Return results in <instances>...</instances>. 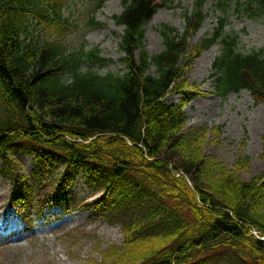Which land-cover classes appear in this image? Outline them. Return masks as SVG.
Listing matches in <instances>:
<instances>
[{
	"label": "trees",
	"instance_id": "trees-1",
	"mask_svg": "<svg viewBox=\"0 0 264 264\" xmlns=\"http://www.w3.org/2000/svg\"><path fill=\"white\" fill-rule=\"evenodd\" d=\"M105 1L96 0L92 12ZM203 2L183 11L182 33L164 26V49L149 56L144 27L165 0H120L112 20L122 27L125 72L102 76L92 70L108 62L97 47H64L75 29L65 16L73 0H0V176L21 206L22 231L33 229L31 208L44 225L59 218L54 211L74 209L68 187L79 170L100 195L79 209L118 225L123 236L121 248L100 255L102 264H264V171L241 180L247 156L236 172L205 157L208 128H188L182 109L197 89L186 73L214 45L215 93L246 90L264 104V50L239 53L237 38L224 35V19L191 46L205 20ZM218 2L226 13L230 0ZM246 11L264 16V0ZM32 22L44 31L40 45L30 39ZM87 25L101 27L93 18ZM171 93L182 95L177 105L164 102ZM211 132L220 137L222 128ZM262 144L264 158V134ZM17 155L33 159L31 178Z\"/></svg>",
	"mask_w": 264,
	"mask_h": 264
},
{
	"label": "rangeland",
	"instance_id": "rangeland-1",
	"mask_svg": "<svg viewBox=\"0 0 264 264\" xmlns=\"http://www.w3.org/2000/svg\"><path fill=\"white\" fill-rule=\"evenodd\" d=\"M95 1L73 0L70 13L76 26L72 33L69 32L63 38L64 47L69 52L78 49L82 44L87 51L97 47L101 57L108 62L94 65L92 70L102 76L108 73L122 75L125 72L121 63L123 54L119 50L122 27H117L112 20L113 16H118L122 11L120 0H107L100 9L90 13ZM196 1L165 0V6L160 7L154 14L159 19L152 24L150 20L144 27L143 47L149 56L163 51L161 30L164 26L179 33L183 32V11H191ZM203 1L205 21L189 40L191 46L210 36L218 27V21L225 19L224 35L237 37L239 53L247 55L264 50V16H250L246 11L252 0H230L226 13H222L218 7L217 2L221 0ZM90 17L100 23L101 27L89 28L87 21ZM30 32V39L34 43L40 45L44 41V31L35 27L33 22ZM207 52L214 54L211 67L205 71L193 68L196 60ZM218 55L219 46L215 45L193 61L186 73L185 82L197 89L192 91L189 102L183 104L182 109L188 128H208L201 151L203 155L233 172L237 171L238 158L241 155L247 156L250 165L242 171L240 178L250 181L264 171V104L256 105L246 91L226 96H219L214 92L209 76ZM154 72L152 67L149 74L153 75ZM200 73H205L203 78H200ZM181 100L182 95L171 93L164 102L177 105ZM215 127H222L220 137L213 136L211 129ZM17 156L23 165V175L31 178L35 168L33 159L29 156ZM85 178L84 172L75 171L68 187V195L75 201L76 209L52 224L43 226L37 220L35 210L31 208L32 224L35 227L32 231L22 232L17 215L21 207L13 201L8 181L0 176V264H102V253L111 248H121L123 236L118 225L107 224L93 211L78 210L82 203H92L100 197L98 193H90L84 183Z\"/></svg>",
	"mask_w": 264,
	"mask_h": 264
},
{
	"label": "bare ground",
	"instance_id": "bare-ground-1",
	"mask_svg": "<svg viewBox=\"0 0 264 264\" xmlns=\"http://www.w3.org/2000/svg\"><path fill=\"white\" fill-rule=\"evenodd\" d=\"M159 17L157 15H154L153 18L150 21V24L158 20ZM207 56V57H206ZM214 59V54L207 52L202 55L199 59L196 60V63L194 64L193 68H195L198 71H205L206 69H209L212 64V60ZM205 73H200V78H203Z\"/></svg>",
	"mask_w": 264,
	"mask_h": 264
}]
</instances>
